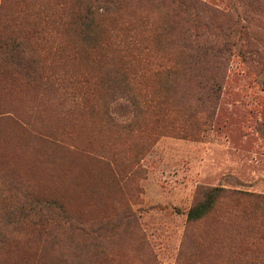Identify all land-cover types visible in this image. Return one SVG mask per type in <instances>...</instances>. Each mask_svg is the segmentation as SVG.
<instances>
[{
	"label": "rangeland",
	"instance_id": "rangeland-1",
	"mask_svg": "<svg viewBox=\"0 0 264 264\" xmlns=\"http://www.w3.org/2000/svg\"><path fill=\"white\" fill-rule=\"evenodd\" d=\"M0 264H264V0H0Z\"/></svg>",
	"mask_w": 264,
	"mask_h": 264
},
{
	"label": "trees",
	"instance_id": "trees-1",
	"mask_svg": "<svg viewBox=\"0 0 264 264\" xmlns=\"http://www.w3.org/2000/svg\"><path fill=\"white\" fill-rule=\"evenodd\" d=\"M224 192L223 189L213 188L205 194V198L187 211V220L196 221L208 213L214 206L216 200Z\"/></svg>",
	"mask_w": 264,
	"mask_h": 264
}]
</instances>
